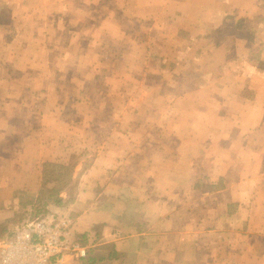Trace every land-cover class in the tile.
<instances>
[{"label":"crops","instance_id":"obj_1","mask_svg":"<svg viewBox=\"0 0 264 264\" xmlns=\"http://www.w3.org/2000/svg\"><path fill=\"white\" fill-rule=\"evenodd\" d=\"M224 3L227 7L219 10ZM186 5L185 16L209 25L220 39L227 33L240 37L249 21L242 18L251 12L264 18V0H188ZM198 7L208 11V18L215 11V19L202 20ZM235 18L242 19L241 25L237 22L231 33L224 31V22ZM178 25H173L175 30ZM259 27L255 35H263L264 26ZM205 36L216 41L210 32ZM219 40L213 48L222 47ZM249 44L245 56L236 43L226 51L236 54L233 63L229 58L215 64L227 73L208 83L214 96L209 99L217 107L222 100H233L235 107L224 106L223 114L210 110L220 122L228 116V127H193L196 133H211L206 141H185L182 126L183 136L171 134L152 144L145 133L158 130L155 124L145 130L140 125L136 129L144 136L124 140L125 122L117 124L123 120L118 115L115 119L121 112L105 109L100 113L101 134L99 123L82 130L81 136L76 125L65 141L56 131L61 128L57 98L43 89L37 92L42 97L52 94L44 113L54 118L50 124H45L44 114L40 118L28 111L22 123L5 116L11 122L0 124V240L20 226L16 215L27 213L20 217L25 219L35 203L52 194L50 182L41 196L46 164L72 165L71 156L81 146L86 157L73 164L72 178L60 192L62 205L47 201L67 217L69 240L87 246L83 264H264V42ZM186 50L198 53L203 48ZM165 55L171 57L169 51ZM110 93L111 88L103 95ZM217 133L220 137L214 139ZM145 149L154 151L147 155Z\"/></svg>","mask_w":264,"mask_h":264},{"label":"rangeland","instance_id":"obj_2","mask_svg":"<svg viewBox=\"0 0 264 264\" xmlns=\"http://www.w3.org/2000/svg\"><path fill=\"white\" fill-rule=\"evenodd\" d=\"M186 1L0 0V124L11 122L5 121L7 115H13L12 119L22 123L21 118L27 111L41 118L47 112V104H51L48 98L52 95L42 97L37 92L43 89V93H53L57 98L54 102L55 108L60 110V119L56 118V121L61 128L56 131L65 141H68L67 131L76 125L79 136L84 135L82 130L92 128L93 124L99 125L101 134L100 113L103 109L121 112L115 113V119L118 115L123 120L117 124L125 122L124 140L144 136L136 129L140 125L143 130L152 124L159 128L145 133L149 141L151 136L152 144L166 141L171 134L183 136L184 133L180 132L182 126L185 127V141H206L211 135L205 130L196 133L194 126L216 123L228 127V116H222L220 122L218 116L210 113L223 114L226 112L223 107L234 106L235 101L222 100L217 107L213 99H209L214 96L212 90H208V83L227 73V68H217L216 63L223 65L229 58L233 63L236 54L226 52L228 47L237 43L243 50L240 54L245 56L249 43L262 45L264 31L263 35L254 32L260 25L264 26V18L251 12L242 18H248L250 22H245L248 25L240 37L227 33L220 39L217 38L219 32L209 25H198L192 17L185 16ZM200 7L199 13L204 15L202 20L215 19V11H210L208 18V11ZM225 7L226 3L221 4L219 10L223 11ZM242 19L224 22L223 30L231 33ZM175 23L179 24L176 30ZM209 32L216 41L220 39L218 45L222 47L213 48L216 41L205 36ZM196 46L203 50L186 52L187 48ZM124 63H127L126 69ZM76 66L82 67L77 69ZM109 88L112 93L103 95ZM189 93L193 94L192 98ZM250 93L247 92V97ZM27 94H30L29 98ZM31 95L37 97L32 96L33 99ZM22 104L26 108H21ZM44 115L42 119L46 125L54 120ZM92 115L95 121L89 119ZM218 136V133L214 134V139ZM172 144L175 149L177 143ZM161 145L163 149L166 147L165 143ZM82 148L79 146L77 154L71 156L73 164L86 157ZM143 151L148 155L154 150ZM65 160L66 157L61 159ZM42 176L45 180L44 173ZM60 180H50L49 186H62L67 178ZM48 197L35 203L34 211L25 219L20 218L21 213L16 215L19 217L17 225L39 216H60L61 213L48 203Z\"/></svg>","mask_w":264,"mask_h":264},{"label":"built area","instance_id":"obj_3","mask_svg":"<svg viewBox=\"0 0 264 264\" xmlns=\"http://www.w3.org/2000/svg\"><path fill=\"white\" fill-rule=\"evenodd\" d=\"M65 216H39L9 229L0 240V264H83L87 246L71 242Z\"/></svg>","mask_w":264,"mask_h":264},{"label":"trees","instance_id":"obj_4","mask_svg":"<svg viewBox=\"0 0 264 264\" xmlns=\"http://www.w3.org/2000/svg\"><path fill=\"white\" fill-rule=\"evenodd\" d=\"M49 170H51V171H49ZM56 171L58 172V173H56V176H52V173H54ZM50 173H51V175H50ZM44 174H45V180H44V184H43V189L41 191V196L45 195V193L47 192L46 187H47V184L50 180L58 181V179H59V182H60L61 178H65V177L67 178V180L64 182V184L62 186L55 185L53 188L48 190L52 193L51 195H49L48 201H50L51 203H54L56 205H62L63 202L60 198V192L70 182L72 175H73V168L71 166L49 163V164H46V166H45ZM41 200H42V197L39 199V201H41ZM7 232H8V230L6 231V233Z\"/></svg>","mask_w":264,"mask_h":264}]
</instances>
